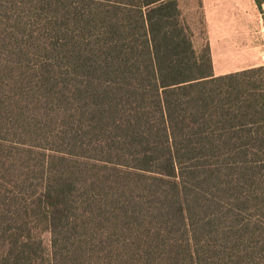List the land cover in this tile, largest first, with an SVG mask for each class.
Wrapping results in <instances>:
<instances>
[{"label":"trees","instance_id":"16d2710c","mask_svg":"<svg viewBox=\"0 0 264 264\" xmlns=\"http://www.w3.org/2000/svg\"><path fill=\"white\" fill-rule=\"evenodd\" d=\"M263 73L176 0H0V264H264Z\"/></svg>","mask_w":264,"mask_h":264},{"label":"crops","instance_id":"0c3cea01","mask_svg":"<svg viewBox=\"0 0 264 264\" xmlns=\"http://www.w3.org/2000/svg\"><path fill=\"white\" fill-rule=\"evenodd\" d=\"M200 7L215 76L264 66V0H200Z\"/></svg>","mask_w":264,"mask_h":264},{"label":"rangeland","instance_id":"374dc122","mask_svg":"<svg viewBox=\"0 0 264 264\" xmlns=\"http://www.w3.org/2000/svg\"><path fill=\"white\" fill-rule=\"evenodd\" d=\"M180 3L184 4V9L181 10L182 21L189 32L192 34L194 48L201 55H206L208 45L205 34L204 17L200 9V0H181ZM43 239L45 245L49 247L51 245V235L49 233H44Z\"/></svg>","mask_w":264,"mask_h":264}]
</instances>
